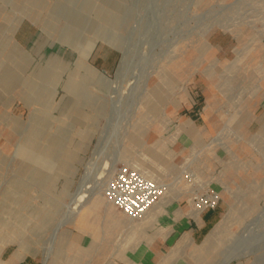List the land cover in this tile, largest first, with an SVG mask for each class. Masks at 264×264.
I'll list each match as a JSON object with an SVG mask.
<instances>
[{
	"label": "rangeland",
	"instance_id": "obj_1",
	"mask_svg": "<svg viewBox=\"0 0 264 264\" xmlns=\"http://www.w3.org/2000/svg\"><path fill=\"white\" fill-rule=\"evenodd\" d=\"M64 1L41 4L46 40L35 55L10 47L0 0V264L4 251L49 264H217L240 235L258 238L264 0ZM92 40L87 62L98 55L100 73L85 65L94 42L76 62ZM113 160L173 195L157 221L108 223L95 195ZM214 194L201 213L217 208L221 225L199 250L189 209ZM73 195L79 208L54 233ZM227 264H264V251Z\"/></svg>",
	"mask_w": 264,
	"mask_h": 264
},
{
	"label": "crops",
	"instance_id": "obj_2",
	"mask_svg": "<svg viewBox=\"0 0 264 264\" xmlns=\"http://www.w3.org/2000/svg\"><path fill=\"white\" fill-rule=\"evenodd\" d=\"M51 1L54 3L58 0H6V3L10 9L8 10V17H6L7 25L5 26L4 35L6 36L10 47L21 53L28 51L35 55H39L41 53L42 47L46 40V31L43 24L45 13L41 9V4L44 2L50 3ZM68 1L69 0H65L64 2L66 3ZM14 5H19V15H13L12 7ZM53 17L54 16H52V18ZM29 29H34V34L32 36L28 35ZM91 42H94V45L86 59L85 65L87 64L86 66L88 68H94L96 73H100L96 68L98 67V55L92 60V65L87 62L93 54L95 46L97 45L95 40L90 41L83 49L77 52L78 57L76 62H79V57L83 54ZM54 56L59 58L58 55ZM101 69V73L104 74L106 70H104V68ZM218 217L219 211L217 208L208 209L203 213H200L199 220L193 219V221L187 225L188 230L186 232L191 236V239L196 242L212 229L214 224L218 221ZM4 253H2L1 256L2 258L6 259L7 264H49L47 263L48 261L41 263L35 259V257L22 254L18 251H13L11 253L4 251Z\"/></svg>",
	"mask_w": 264,
	"mask_h": 264
},
{
	"label": "bare ground",
	"instance_id": "obj_3",
	"mask_svg": "<svg viewBox=\"0 0 264 264\" xmlns=\"http://www.w3.org/2000/svg\"><path fill=\"white\" fill-rule=\"evenodd\" d=\"M252 84V83H251ZM255 92V91H254ZM154 94V93H153ZM155 96V94L153 95V97ZM157 98V97H156ZM151 99V98H150ZM163 100V98L161 99ZM160 100V102H161ZM159 101V100H158ZM154 102V101H153ZM189 132V136L192 137V133L196 132L193 128H189L187 133ZM186 135V134H185ZM184 136V135H183ZM182 138H186V137H183ZM138 137V136H137ZM189 138V137H188ZM187 139V138H186ZM190 139V138H189ZM258 139V138H257ZM199 140V139H198ZM182 141L185 142L186 144V141L184 139H182ZM183 142V143H184ZM196 142V141H195ZM194 142V143H195ZM188 143V142H187ZM166 149H162V151L166 152L165 154H167L168 152V148L165 147ZM168 149V150H167ZM160 150V149H159ZM166 150V151H165ZM155 155H153V153L150 155H153L156 157V152H154ZM158 155H160L159 153H157ZM171 154V152H170ZM169 155V154H168ZM162 156V155H161ZM144 158V156H142ZM146 157V156H145ZM153 157V159L155 158ZM158 157V156H157ZM155 158V160L159 159L158 158ZM172 157V156H171ZM150 158V157H149ZM116 159V158H115ZM146 159V158H145ZM148 159V158H147ZM146 161V160H145ZM150 163H154V161H150ZM156 163V162H155ZM106 164V163H105ZM139 164V163H138ZM136 164V165H138ZM160 165V164H159ZM140 168L141 166L138 165ZM105 167V166H104ZM159 167V166H158ZM166 167V166H165ZM157 168V167H156ZM162 168V167H161ZM106 169V168H105ZM166 169V168H165ZM140 170V169H139ZM116 171V161H112L110 163V167H109V172H108V176L106 177L107 179L103 181V187L105 186L106 182L108 179H110L112 177V174L115 173ZM152 171V170H151ZM159 174V173H157ZM106 175V174H105ZM105 177V176H104ZM101 186V187H102ZM164 188V187H163ZM102 189V188H101ZM99 190L98 191V194L95 195V196H98V200H96V203H100L99 201H103L104 202V215L105 217L107 218L108 220V223H127L128 225H142V224H151L155 221L158 220V217L160 215H162L163 213L166 212V210L168 209V205H169V202H170V199L173 198V195L169 193H166L164 195H161L160 198L158 199V201H156L142 216H140L139 218L137 219H133V218H130L128 216H126L122 211H117L116 208L113 203H111L110 201H108L105 196H104V192L102 193V190ZM104 189V188H103ZM173 193V192H171ZM88 194V193H87ZM94 194V193H93ZM76 195V194H75ZM72 196V199H71V203L68 204V210L65 214L62 215V217L59 219V221L56 223L55 227H54V230L53 232L56 233L65 223H70L72 221V218L74 216V214L76 213V211L78 210L79 208V205H74V196ZM229 195V194H228ZM220 196V195H219ZM218 198V195H213V196H208L196 203H194V207L193 208H190L189 209V213L194 216V218L196 219H199L200 217V213L201 211L203 210L204 208V205L207 203L208 200H212V201H216ZM104 199H106L107 201H104ZM87 201V200H86ZM211 204V203H210ZM81 207V206H80ZM118 209V208H117ZM168 211V210H167ZM79 213V212H78ZM90 215V212H86L84 213L83 215V221L86 222V223H89L92 221V218L89 217ZM164 217V215H163ZM103 219V218H102ZM162 219V218H161ZM135 221V222H133ZM160 222V221H159ZM73 224V223H72ZM155 224V223H154ZM158 224V223H157ZM155 224V225H157ZM153 225V224H152ZM219 225H221V222H217L215 223V225L212 227V229L210 230V232L207 234L206 238L204 239V241L198 245L196 243L193 242V240L189 238L191 244H193L194 246H196L197 249L201 250V249H205V247L207 245H210V240L212 238V236L214 235V233L218 230L219 228ZM249 226V225H248ZM254 228V227H253ZM253 228L249 227V228H246L244 231L251 233V230H253ZM53 235V234H52ZM258 238H249V236H245L243 239H241V235L239 236V238H237V241H238V247L236 248H233L232 250H229V251H226L221 259L219 260V262L217 264H227L229 261H231L233 258H238L240 256H244L246 255L247 253H256L258 252V255H261L263 254V251H264V243H263V239H264V230L263 232L259 233V236H256ZM241 239V241H239ZM253 240H258V249L254 250L253 252L250 251L251 249H249V246L253 244ZM189 242V244H190ZM252 242V244H251ZM215 244V243H214ZM212 245V244H211ZM255 246V245H254ZM215 246L211 247L212 249H214ZM251 247V246H250ZM253 247V246H252ZM47 256V255H46ZM46 261H48V258H45L43 260V262L45 263Z\"/></svg>",
	"mask_w": 264,
	"mask_h": 264
},
{
	"label": "built area",
	"instance_id": "obj_4",
	"mask_svg": "<svg viewBox=\"0 0 264 264\" xmlns=\"http://www.w3.org/2000/svg\"><path fill=\"white\" fill-rule=\"evenodd\" d=\"M162 191L158 184L143 173L127 166L118 167L103 189L105 198L133 219L142 216L159 199ZM207 203L204 208L215 205L214 201L212 204Z\"/></svg>",
	"mask_w": 264,
	"mask_h": 264
}]
</instances>
